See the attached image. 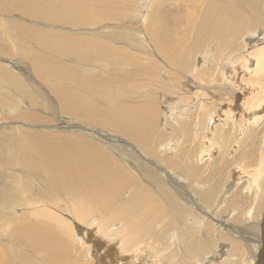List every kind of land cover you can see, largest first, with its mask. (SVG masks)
<instances>
[{"label": "bare ground", "instance_id": "bare-ground-1", "mask_svg": "<svg viewBox=\"0 0 264 264\" xmlns=\"http://www.w3.org/2000/svg\"><path fill=\"white\" fill-rule=\"evenodd\" d=\"M0 1L2 13L24 12L25 16L35 17L39 21L42 17L47 21L42 24L52 26V29H58L59 23L64 27L66 25L73 27L85 26L88 23L97 25L106 20H116L123 13L121 12L123 10L114 11L119 7L118 5H125L128 8L131 4L136 5L138 1L149 2L138 9L134 17L137 18L138 24L145 27L146 43L150 40L147 34L149 32L151 42L149 41L148 44L154 42L161 48H166L162 56L166 58L167 64L164 66L161 62L154 61L153 67L150 66L155 69V72L157 71L158 76L151 75V81H156L158 87L162 80H166L165 86L170 85L172 79L164 77L172 71L175 73L174 77L181 80L185 74L184 65L187 64L188 59L193 60L192 55L195 52H202L213 42L218 44L215 48L219 52L217 53L215 49L207 50L199 57V59L203 58L201 61L204 60L209 68L218 67L212 55H215V52L221 56L227 51L228 54L238 50L247 51L248 45L256 39L255 37L257 39L260 37L259 41L262 42L251 47L238 64L234 62L232 65V54L227 55L229 58L225 62L232 65L234 70L237 67L240 81L246 83L239 91L237 86L241 82H237L238 80L232 82L230 77L233 74L229 77V73L226 75L224 69H221L223 71L221 81L232 82L234 89L231 93L238 98L235 105L230 98H224L227 101L224 105V100L219 98L221 100L219 101L211 95L213 90L211 91V86H207L209 80L205 79L203 74L201 76L199 74L205 69L199 70L198 63L190 71L194 79L191 91L197 89L193 91L196 97L199 93L206 95L200 100L194 97L190 103H197L195 112L199 111L200 115L203 114L204 118L208 119L209 125L213 123L210 134L204 133L205 144L195 154L189 151L193 143L199 140L198 131L194 132V136L186 138H182V135H188L187 131L182 135L170 137H166L163 133L171 134L176 130L178 133L182 132L185 126L183 123L189 117L188 114L187 118L179 121L178 126L168 122L164 124H169V127H159L158 130V121L153 119L151 107L137 104L133 98L136 93L144 95L151 93L147 88V86L151 87L149 83L147 86L141 84L128 89L127 82L124 91H120L116 85L109 83L112 85L106 84L108 86L107 88L105 86L106 93L101 94L100 87L96 85L98 79L93 78V75L87 77L89 76L87 69L80 65V69L70 70L69 66L63 64L66 60L79 63L80 60L93 56L105 58L101 55L105 52L101 49L103 45L100 46L97 40L89 37L88 41L85 38L71 36L67 41V36L63 38L59 35L63 43L55 42L54 46H42L40 51L47 54L45 57L36 56L33 51H28L30 55H33L29 57L24 49L17 52L32 59L34 71L39 74L43 84L48 88L41 90L38 88L41 87L38 83L25 84L19 80L14 88L18 95H8L13 100L8 102L5 93L9 92L10 85L0 83V113L3 114L0 121H20L31 125L46 122L45 119L48 117L43 118L39 113L51 108H53L51 111L54 110L56 103L53 104L50 100L56 99L61 104H59L61 115L67 114L68 118L81 120L90 126L119 134L129 140L135 152L131 150L134 152V155L130 153L133 158L127 155V159L123 155L126 159L121 156L123 159L119 161L101 149L102 147H98L96 143L75 135L59 137L58 134L53 133L54 131H45L46 129L40 131L41 128L37 131L34 127L32 128L35 131H31L27 129L28 125L24 124L10 127L9 131H3L0 134V264H142L144 258H146L144 263L147 262V264H264V252L256 254L254 251L256 245L253 241H259L260 237L253 234V224H247L246 220H242V226L233 227L234 230L230 233L223 234L217 223L214 222L212 226L205 223L203 220L205 217L200 213V204L197 207L190 205L184 193L191 191L193 196L200 199L199 203L209 202L216 206L215 188L208 187L210 189L205 190L207 189L204 187L205 182L200 176L206 164L215 158L213 152L216 151L214 147L216 137L219 136L217 138L222 151L228 146L230 136L235 130L238 132V138L234 139L236 142L234 148H236L237 144L241 145L246 137L255 135L254 132L257 131L254 129L255 126L262 119L264 121V0H208L207 4L203 2L204 12L198 15L194 9V16H188L185 12L178 13L177 16L175 13L174 17L160 15L161 11L157 10L154 22L155 11L151 12V10L154 1L157 0H134L131 4L129 0H89L91 4L89 7L86 0H45L37 5L32 0ZM162 1L158 0L157 3ZM94 3H97L95 7L92 6ZM243 4H246L249 12L244 10ZM16 5L19 9L11 10ZM29 5L32 6L28 8ZM147 8L149 11L145 15L144 11ZM105 9L106 16L101 17L95 13L104 12ZM128 9L131 10V8ZM79 11H82L84 16L80 17L82 13L77 16ZM149 14H151L150 17ZM148 19L150 23H147ZM169 19L176 28L171 27L172 30H169L168 25H171ZM73 20L75 22H72ZM92 20H94L93 23L90 22ZM51 21L53 24H49ZM212 21L216 23V26L211 25ZM187 24L191 25L190 28L194 27L197 30L196 35H190V28L187 29L184 26ZM109 26L104 25L102 28ZM181 27L186 28V33L182 31V34H177L178 37H175L174 35ZM21 29L27 33L30 31L24 27ZM72 29L67 31L70 32ZM103 29L102 31L106 30ZM244 29L245 33L252 32L250 35L253 38L247 41L246 36L240 34ZM113 44H115L114 51L108 47L106 54L113 60L117 57L114 65L118 66V70L121 66L120 70H122L124 66L132 63L131 57L121 53V49H118L119 52L116 49L118 47L116 42ZM186 44L190 46L187 47ZM151 46L152 44L148 45V50L152 53L154 49ZM98 47L101 53L97 56ZM2 49L3 45L0 44V51ZM146 53L143 61L146 59ZM209 55L213 56L212 59H209ZM153 57L157 56L153 54ZM234 57L237 58V56ZM139 61L133 63L136 64ZM140 63L143 62L140 61ZM244 70L248 75L244 74ZM66 72L68 78H71L68 79L69 81L74 79L78 81L75 80L74 84L66 82L67 79L64 78V75L67 76ZM127 74L129 77L134 75V73ZM13 77L14 74L11 71L0 66V80L11 81ZM76 87L79 88L78 90H85L87 87L95 90L92 94L106 100L107 104L102 102L100 108L91 106L92 104L86 102L85 95L84 97L79 95L82 92L79 93ZM214 88L217 87L214 86ZM207 89L209 90L206 92ZM173 91L175 94L176 88ZM42 92L49 95L50 100L42 101L40 98ZM128 94L131 98L130 102L125 99ZM150 95L148 94L149 97ZM21 97H26L29 103L24 101L22 103ZM18 104L21 105L16 107ZM56 108L58 109L57 106ZM187 110L189 111L188 107ZM14 114L16 115L12 116ZM198 117L194 127L200 125L203 128L205 123L201 121L204 118ZM173 119H176V116ZM189 121L190 119L187 120ZM180 125L182 129H176ZM202 130L206 132L205 129ZM189 138L191 140H188ZM241 153V161L248 164L252 162L256 150L248 149ZM135 154H137L136 157ZM170 155L172 157H168ZM156 162L161 164L160 167ZM240 169V174L247 177V191L253 192V202L256 204L261 197V191L264 195V155L260 159L256 157L252 165L240 167ZM174 178L183 180L185 185H180L176 182L178 180H173L178 185L177 188L172 181ZM235 189L236 187H232V191ZM28 193H34L28 196V200L39 205L33 208L26 206L25 195ZM213 197L214 200H212ZM244 202L242 201L243 204ZM254 203L246 212L250 219L253 218L255 211ZM60 205L62 206L58 213ZM232 206L234 207L235 203ZM219 214L221 213L217 211L216 215ZM239 219V216L233 213L230 221L237 222ZM259 225L264 229V222ZM235 232L242 236L239 240L236 239ZM113 245L122 248V251L132 253L134 255L130 258L132 262L115 255ZM221 245L226 247L222 256L219 252ZM242 250H246V254L238 253Z\"/></svg>", "mask_w": 264, "mask_h": 264}, {"label": "rangeland", "instance_id": "rangeland-1", "mask_svg": "<svg viewBox=\"0 0 264 264\" xmlns=\"http://www.w3.org/2000/svg\"><path fill=\"white\" fill-rule=\"evenodd\" d=\"M14 1L15 0H12V2H14ZM16 1L20 2L21 0H16ZM86 1L88 3L87 5L89 7V5H91V4H90L89 0H86ZM152 1H154V0H152ZM157 1H154L153 6H152V10H151V12L153 10L155 11V14L153 15V22L156 18V11L157 10L161 11L160 15L172 16L173 14L176 13L175 16H177L178 13L185 12L188 14V16L189 15L194 16L193 10L195 9L196 10L195 13H197L198 15H201L204 12V10L202 9V7H204L203 2L205 4H207V2H208V0H205V1L204 0H180V1L179 0H164V1L161 0L162 2H159V3H157ZM32 2L36 3V5H37L41 2H45V0H32ZM128 2H129V4H131L132 2H134V0H129ZM147 4H149V2L146 3L145 1H138V3L136 4L137 6L135 4H131V6L128 7V8H131V10L128 9L125 5H118L119 9L117 8L114 11L123 10V11H121L123 13H122L121 17L119 19H116V20H106L103 23H99L97 25H91L88 23L85 26L78 25V26H73V27H71L70 25H66L68 27H66V26L64 27V25H61L59 23L58 29H52V26L50 27V26H46L45 24H42V23H47L46 19L42 18V17H40V18L37 17L41 20V21H39L35 17L32 18V17H28V15L25 16L26 13H24V12L23 13H19V12L2 13L0 11V44L3 45V49H4V50L2 49V51H0V66L6 67V69H8L9 71H11L14 74V77L11 79V81H9V80L6 81V79L0 80L1 84L5 83V85H10V87H9L10 89H8L9 92L5 93L6 99L8 100V102L13 101L11 99V97L8 95H11V94L18 95L16 93V91L14 90V88H15L16 83L19 82V80L24 82L25 84L38 83L41 86L38 88H40L41 90H47V88H48L46 85L43 84L41 77H39V74H37L34 71L33 66H32V59L26 57L25 55L19 54L17 52H20V50L24 49L26 54L29 57H31L33 55H30L28 53V51H33L34 55H36V56L39 55L40 57H45L47 54L44 51H40L42 46H44V45L54 46L55 42L56 43H58V42L63 43L64 41L59 38V35H60V37H63V38L67 36L68 37L67 41L69 40V38H71V36H78L79 38H82V39L85 38L88 41H89L88 38L90 37L93 40H97L100 43V46L103 45V46H101V49L105 52L101 53L100 51H98V50H100V48L98 47L99 49L97 48V52H99V53H97V56H98V54L100 55V53H101V55L104 56L105 58H98V57L93 56V57H89V58H84V59L80 60L79 63H76L72 60H66L65 62H63V64L65 66H69L70 70L80 69V67H79L80 65L83 66L85 69H87L89 71V76L86 75L87 77H91L93 75V78H95L96 80L98 79L96 82V85L100 87L101 94L106 93L105 90L108 87L106 84H108L109 86H111L112 84H113V86L116 85L120 91H124L126 89L127 85H128L127 86L128 89H130V87H134V86L136 87V85L138 86L141 84H144L147 86V83H149L151 87L147 86V88L152 94L148 93L149 95L151 94L149 97L148 94L144 95V94L138 93L139 94L138 95L136 93L135 95H133V98L135 99V101H137V104H143L145 106L149 105L151 107V113H152L153 119L158 121V130H159V127H166V128L169 127V124L168 125L164 124V123H168V122L173 123L175 126H178L179 121H181L183 118H187L189 115V117L183 123V125H185L184 128L182 129L181 125H180V127L176 128L178 130L182 129V132L178 133V131L176 130L175 132H172L171 134H168L165 132H163V133L166 135V137H170V136H175V135H182L183 132L187 131V132H189L188 135H182V138H186L189 136H194V132L198 131L199 140H197L195 143H193V145L191 146V151H189V152L191 154H195L197 151L199 152L201 147L205 144L204 143L205 142L204 136L207 132L210 134V130L212 129L213 123L211 125H209L210 123H208V119L206 120L205 119L206 117L204 118L203 114L200 115L199 111L197 113L195 112L196 107H197V103H193V104L190 103L191 100L194 99V97H196V95L193 94L194 93L193 91L197 90L195 88L191 91L192 86L194 85V79L192 78L193 73L190 71L193 70L194 66L197 65V63H198L200 65V67L198 68L199 70L205 69L203 72H200L199 74H200V76L203 74V77L205 79L209 80V83H207V86H211V91L213 90L211 95H213L214 98L216 97L215 99H217L219 101H221V100L225 101L226 98H230L232 101H234L233 104L235 105L237 103L238 98L234 97L231 93V91L234 89L232 82H236V80H238L237 82L242 83V84L240 83L241 85L238 84V86H237V87H239V88H237L239 91L242 90L241 88L246 83L244 81H240L239 73H237L238 69H237V67H235V70H237V71H235L232 65H234V62H236V64L240 63L241 57H243L244 54H247L248 51L251 50V47H254L257 43H262V42L259 41L260 37L258 39H257V37H255L256 39L253 40V42L248 45L247 51L238 50V51L230 53V54H232V56H231V60L233 61L232 65H228V62H225L229 58L228 57L230 55V54H228L229 52L227 51V53L225 52L223 55L219 56L217 54L219 52V50H217L215 48L216 45H218V44L213 42L211 46L205 47L202 52L201 51L195 52L192 55L194 57L193 60L190 61L188 59L187 64L184 65L185 74L183 75L181 80H179V78L177 79L176 77H174L175 73L172 71L171 74L166 75L164 77L166 79H172V80H170V82H171L170 85L168 84L169 87L167 85L165 86L166 80H162L163 82H161L159 84V87H158L156 84V81H154V80L151 81L152 80L151 75H153L154 77L158 76L157 71L155 72V69H152V67H153L152 65H153L154 61L157 63L161 62L162 63L161 65H164V66H165V64H167V62L165 63L166 58L162 56L163 52L166 51V48L163 49L159 46V44H156L154 42L148 44L149 41L151 42L149 32L147 34L149 37L148 39H150V40L146 43L145 40H147L146 39L147 36H146L145 27L138 24L136 21L137 18L134 17V15L137 14L136 11H138V9H141L143 6H146ZM96 5H97V3H94L92 6L95 7ZM245 5L246 4H243L244 10L247 11V7ZM17 6L18 5L14 6L13 8H11V10L19 9ZM31 6L32 5H29L28 8H30ZM85 7H86V5H85ZM105 8H107V6ZM110 8L111 7L109 6V10H110ZM174 8H176L177 10ZM171 9H173V11ZM186 9L188 11H186ZM191 10H192V12H191ZM82 11H79L76 15L79 16L82 13ZM88 11H89V9H88ZM148 11H149L148 8L144 11L145 15L148 13ZM104 12H98L97 11L95 13L99 14L102 17V16L107 15L106 9ZM247 12H249V9ZM82 16H84V13H82L80 17H82ZM150 16H151V14H149V17ZM193 16H191V18H193ZM173 17H174V15H173ZM146 19H147V17H146ZM101 20H102V18H101ZM52 21L49 22V24H53V22L54 23L57 22L56 20H54L53 22ZM72 22H75V20H73ZM90 22L93 23L94 20H92ZM20 23H22V24H20ZM147 23H150L149 19L147 20ZM169 23L171 25H173L171 19H169ZM104 25L105 26L110 25V26L108 28H104V29H106L105 31H102V29H103L102 27ZM171 25H168L169 30H172V29H170L171 27H173V29L176 28L174 25L173 26H171ZM211 25L214 27V26H216V23L214 21H212ZM20 26L24 27L26 29H29L30 31L27 33L25 31H23ZM184 26L187 29L191 27L190 24H187ZM29 27L32 29L34 28L36 30L31 31V29ZM90 27H92V28H90ZM186 28H184V27L179 28V32L176 33V35H174V36L178 37V35L182 34V31H184L186 33ZM69 29H72V31L68 32L67 30H69ZM190 30H191L190 35L193 34V36H194L197 34V30L194 29V27H193V29L190 28ZM251 33L252 32L245 33V29H244V30H242V32L240 34L246 36V40L248 41L249 38H253L250 35ZM54 34L58 35V37H56ZM186 36H188V34H186ZM254 41H256V42H254ZM113 42L114 43L116 42V44L118 46L116 48L117 50L121 49V53L122 52H123V54L126 53V55H128L129 58L130 57L132 58V59L130 58V60L132 61V63L130 64V65H132L131 67H130V65H126L124 67L122 66L123 68H122V70H120V67H121L120 66L119 70H118V66L114 65V63L116 64L115 59L117 57H115V59L113 60L109 56H107L106 48L110 47L114 51L113 48L115 47V44H113ZM151 44H152V46H151L152 49H154V51L152 53L154 54V56H157L155 58L153 57V54L148 50V45H151ZM186 46L188 47V46H190V44L189 45L186 44ZM212 49L213 50L215 49L217 51V53L215 52V55L212 54L213 52L211 54L215 57V60H216L215 62H217L216 64L218 65V67L215 66L213 68H209V66L205 65L204 60L201 61L203 58L199 59V57L201 55H203V53H205L207 50H212ZM12 51L13 52L15 51V53H13ZM118 51L120 52V50H118ZM145 52H147V53H146V59H144V61H145V63H144L143 57H144ZM93 53H95V52H93ZM185 56H187L186 53H185ZM213 56L209 55V59H212ZM234 56H237V58ZM149 57H153V58H149ZM233 59H235V60H233ZM138 60L142 61L143 63L141 64L139 61V63L141 65L138 62L136 64H134ZM207 61L209 62L210 60H207ZM207 61H206V63H208ZM150 66H152V67H150ZM226 67H227V69H226ZM113 68H115V69L117 68L116 70L114 69L116 73L114 72ZM221 69L222 70L224 69L223 71L226 73V75H228V73H229V77L233 74L230 77L232 82L229 80L221 81V77H222V73H223V71ZM117 72L119 75L117 74ZM127 73H134L135 76L133 75V77H129V75ZM234 73H235V75H234ZM65 74H67V76L64 75V78H66L67 79L66 82H68L69 81L68 79H71V78H68L67 72ZM244 74L248 75L245 72V70H244ZM148 75H149V77H148ZM233 77L235 80L233 79ZM116 78H117V80H116ZM108 79L109 80L111 79V80L109 81ZM75 80L76 79L70 80L69 82L74 84L76 81H78V80H76V81ZM118 80H120L121 82ZM147 80H149V81H147ZM8 82H9V84H8ZM57 82H59L58 79H57ZM93 82H94V80H93ZM223 82H224V84H222ZM109 83H112V84H109ZM126 83H127V85H126ZM130 83H131V86H130ZM219 83L222 85H220ZM105 86H106V88H105ZM214 86L217 88H214ZM226 87H228V88H226ZM169 88H171V90H169ZM175 88H176V93L173 94V92H174L173 90ZM76 89L78 90L79 88L76 87ZM208 90L209 89H207L206 92ZM166 91H168V92H166ZM228 91H229V93H228ZM78 92L79 93L82 92V94L80 93L79 95L81 97L82 96L84 97V95H85L86 102H89V104H92L91 106H95V108H100V104L102 102H103L102 104H105V105L107 104L106 100L104 101V99H101V98L97 97L96 95L92 94L95 92V90H90V89H88V87L85 90H78ZM181 92H183V94ZM234 93L236 94L237 92H234ZM179 95H180V98H179ZM199 95L196 97L199 100L204 99L206 97V95H202L201 93H199ZM218 95H219V97H218ZM41 96H43V97H41ZM232 97H233V99H232ZM40 98H42V101H46L48 99L50 100L49 95L47 96L43 92H42V95H40ZM125 99L127 100V102L131 101L129 94L125 97ZM142 100H143V102H142ZM210 100H211V98H210ZM22 101H24V103H27V104L29 103L26 97L25 98L21 97V102ZM50 101L53 104L56 103V105L54 106V110L51 111V109H53V108H51L48 111L43 110V111H40V113H39L41 115V117H43V118L48 117L45 119L46 122H41L38 125H31L29 123H23L20 121H9V120L3 121V120H1L0 121V129H2V131L0 130V132H1L0 134H2L3 131H9L8 128H10V127H14L15 125L24 124V125H28L26 127L28 130H31V131H35V130H33L34 128H36V130L39 131V129L41 128L40 131H43L45 129H46L45 131L49 130V132L54 131L53 133L55 135L58 134L57 136H59V137L64 136V135H75L76 137H82V138L89 139V141H91L92 143H96V145L98 147H100V148L102 147L101 149H104V151L106 153H110V155L113 158H115L119 161H121L123 158L126 159L125 157H123V155L126 157H127V155H130V153L134 155L135 151L132 148L133 145H131L129 140L126 139L125 137H123L119 134L107 131L105 129L103 130L100 127L90 126L88 124L81 122V120L78 121L77 119L68 118L69 116H67V114L61 115V113H60V110H61L60 109V105H61L60 102L58 103V101L56 99L55 100L51 99ZM150 103L151 104L153 103V105L151 106ZM21 104H18L16 107H19V105H21ZM225 104H227V101L224 102V105ZM56 106L58 107L59 112H58V109L56 108ZM179 106H180V108H179ZM187 107L189 108V111L187 110ZM219 108H221L220 105H219ZM175 109H177L179 111V113L177 110L175 111ZM154 110H156V111H154ZM200 111L202 112L204 110H200ZM44 112H46L47 114ZM51 113H53V115ZM209 113H210V111H209ZM8 114H10V113H8ZM2 115L3 114L0 113V117H2ZM15 115L16 114H14L12 116H15ZM174 116H176V119H173ZM198 116L204 118L201 121V123L202 122L205 123V126L203 128L200 125L196 126V128L194 127V123L196 121H198V119L196 120V118H199ZM188 119H190L189 122H187ZM175 121H177V122H175ZM217 121H215V122H217ZM261 121L254 128V129H257V131L254 132L255 135H251V136L246 137V139H244L242 141L241 145L237 144L236 148H234V145L236 143L234 141V139L238 138V136H237L238 132H236L235 130H234V134L232 136H230L231 139H230L228 146L223 148L222 151H221V149L219 147V143H218L219 139L217 137H219V136L216 137L215 142H214L215 143L214 147H215L216 151L213 152V155L215 158L213 161L206 164V167L202 171V175H200V176L205 182L204 187L207 188L205 190H209L210 188H215V190H216L215 197L217 198V200H216L217 208H214L216 206L211 205L209 202L203 203L201 201V203L203 204V206H202V204L199 203L200 199L195 195L193 196L191 191L184 192L185 197L190 201V205L192 204V206L197 207L200 204L199 205L201 207L200 213H202L204 215L205 219H203V220L205 221V223L210 224L211 226L213 225L214 222L217 223L219 225V227L221 228V231L223 234L230 233L237 226H242V223H241L242 220H246L247 224L248 223L253 224V226H252L254 228L253 234H255V236L260 237L259 241L256 240V238H254L256 241H253V242H255V245H256V249L254 250L256 254H262L264 252V241H263V239H264L263 230L264 229H263V227H261L259 225L260 223L262 224L264 222V195L261 191V197L256 202L257 205L253 202L254 201L253 194H252L253 192L250 193L247 191V187H246L247 177L244 176V174H240V172H241L240 167H246V166L248 167L249 165H252V162L256 159V157H257V159H260L264 155V121H263V119ZM42 125H44V126H42ZM32 127H34V128H32ZM193 127H194V129H193ZM3 128H5V129H3ZM202 129H205L206 132H204ZM155 130H156V125H155ZM168 130H170V129H168ZM76 133H78V134L76 135ZM63 138H65V137H63ZM173 140H175V139H173ZM188 140H191V139L189 138ZM176 141H178V139H176ZM128 144H130V145H128ZM134 145H136V144H134ZM248 149H255L256 153H254V157H253V160L251 163L244 164L241 161V156H242L241 152H244L246 150L248 151ZM131 150H133L134 152ZM143 155H145V154H143ZM136 156H137V154H135V157ZM145 157H146V155H145ZM168 157H172V156L170 155ZM130 158H133V157L130 155ZM127 159H128V157H127ZM129 161H131V160H129ZM156 163H158V162H156ZM157 165L160 167L161 164L158 163ZM161 168L163 169V167H161ZM162 169H160V170H162ZM231 170H233V171H231ZM162 171H164V170H162ZM164 175H166V174L164 173ZM173 180H175V181L178 180V181H176L178 184L185 185L183 183L184 181L181 179L174 178V179H172V181ZM175 181H173V183L178 188V185L176 184ZM208 187H210V188H208ZM222 187H224V189ZM232 187H236L235 191H232ZM30 194H34V193H28L25 195V204L28 208H33L34 206H37L39 204L36 202H30L28 200V196ZM226 197H228L227 201H226ZM231 197H232V200H231ZM212 200H214V197L212 198ZM230 200L232 201V203ZM242 201H245L246 204H245V202L243 204ZM234 203H235V206L233 207L232 204H234ZM252 203L255 204L254 205L255 211L253 214V218L250 219L246 212L252 207V205H251ZM61 206L62 205L59 206L58 213L61 209ZM257 206H259V207H257ZM258 210L259 211L261 210V212H258ZM217 211L219 213H221L218 215L219 217L216 215ZM233 213H236L237 216H239V218H240L239 221H237V222L230 221ZM235 224H237V225H235ZM236 234H235V237L237 240H239L242 236L239 233H236ZM113 246L116 247V249L113 247V251H114L115 255L122 256V257L126 258L127 261L129 260L130 263L132 262V260L130 259L134 256L132 253H130L128 251H122V248H118L117 245H113ZM223 247L224 246L221 245V248L219 249L220 256H222L223 252L226 251L225 250L226 247H224V248ZM240 252H243L244 254H246L247 251L242 250V251H239L238 253H240ZM146 253H148V252H146ZM146 255H149V254H146ZM141 259H143V258H141ZM145 259L146 258H144V261H145ZM144 261L142 260V264H147V262L144 263Z\"/></svg>", "mask_w": 264, "mask_h": 264}]
</instances>
